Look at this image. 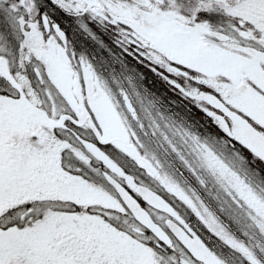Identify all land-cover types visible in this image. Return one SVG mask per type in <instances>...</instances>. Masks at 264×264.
Instances as JSON below:
<instances>
[{"label": "snow or ice", "instance_id": "6c2138e0", "mask_svg": "<svg viewBox=\"0 0 264 264\" xmlns=\"http://www.w3.org/2000/svg\"><path fill=\"white\" fill-rule=\"evenodd\" d=\"M0 264H264V0H0Z\"/></svg>", "mask_w": 264, "mask_h": 264}, {"label": "flooded vegetation", "instance_id": "af4514ba", "mask_svg": "<svg viewBox=\"0 0 264 264\" xmlns=\"http://www.w3.org/2000/svg\"><path fill=\"white\" fill-rule=\"evenodd\" d=\"M102 55H107L106 53H101ZM158 90H162L163 86H157Z\"/></svg>", "mask_w": 264, "mask_h": 264}]
</instances>
